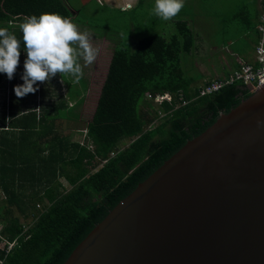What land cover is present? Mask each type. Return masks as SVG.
<instances>
[{"label": "trees", "instance_id": "1", "mask_svg": "<svg viewBox=\"0 0 264 264\" xmlns=\"http://www.w3.org/2000/svg\"><path fill=\"white\" fill-rule=\"evenodd\" d=\"M41 13L71 17L63 0H0V28L14 34L23 49L19 25L25 16ZM149 15L153 22L160 20L153 9ZM253 17L245 14L243 25L256 33ZM138 25L142 30L145 22ZM174 29L165 36L155 28L134 39L132 47L115 45L82 143L69 142L54 129L56 120L73 112L66 98L49 105L45 117L28 110L8 122L0 135V189L4 193L0 221L4 237H16V242L8 253L0 250L1 264H62L138 182L220 112H227L251 93L232 84L199 95L200 86L193 84L198 77H187L181 61L194 46V32L180 15L174 19ZM3 78L0 73V85ZM163 92L172 95L171 101L164 100L152 109L145 94ZM73 96L70 91L69 99L80 104L82 98ZM141 105L148 109L141 110ZM158 109L163 116H158ZM154 118L159 120L150 128ZM122 139L130 141L120 148ZM60 177L70 188H63ZM26 187L31 190L27 195ZM19 217L29 219L26 238Z\"/></svg>", "mask_w": 264, "mask_h": 264}, {"label": "water", "instance_id": "2", "mask_svg": "<svg viewBox=\"0 0 264 264\" xmlns=\"http://www.w3.org/2000/svg\"><path fill=\"white\" fill-rule=\"evenodd\" d=\"M62 264H264V83L138 182Z\"/></svg>", "mask_w": 264, "mask_h": 264}, {"label": "rangeland", "instance_id": "3", "mask_svg": "<svg viewBox=\"0 0 264 264\" xmlns=\"http://www.w3.org/2000/svg\"><path fill=\"white\" fill-rule=\"evenodd\" d=\"M69 8L71 13V20L81 33H87L89 42L93 48L97 49L98 59L95 66L85 65L82 58L78 57V63L81 64L83 70V77L77 82L75 77L68 73L57 74L49 82L38 83V91L34 94H28L22 99L17 100L14 93V86L22 84L21 75L23 72V62L26 53L21 49L20 62L13 79L9 80L7 75L3 73L4 78L0 85V124L11 120L15 114L21 111H28L35 108L37 115L48 114L49 105L56 104L60 98L65 97L67 90L75 96L82 97L80 104L74 103L71 99H65L67 106L74 108L76 118L70 120H56L54 122V129L57 128L58 134H61L63 128H73L74 130H67L69 137L73 140L83 141V131L87 121L91 118L92 112L96 105V100L103 82L107 64L112 54V44L123 45L125 47H132V42L137 37L146 35L149 31L154 30L169 36L175 32L173 20H151L150 10L155 6V0H144L141 7H137L131 12L123 13L118 6L107 2L106 0H63ZM193 2V7L184 3V7L190 12V21L192 30L194 32V39L197 40L193 48L182 55L181 61L184 68V73L187 77L197 78L199 73L206 74L209 70L215 69L216 61L220 53H214L205 50L208 43H216L221 45L223 35L222 24L225 19L235 23L232 35L231 44L227 47L232 51H238L243 47H250L253 40V32L242 28L245 14L243 7V0H227L216 5L210 0H189ZM124 6H126L124 4ZM247 10V9H246ZM248 11V10H247ZM249 12V11H248ZM233 15V17H231ZM234 15L236 17H234ZM144 20V21H143ZM134 21V22H133ZM145 22V25H144ZM139 23L145 27L139 30ZM244 26V25H243ZM134 29V32L131 31ZM245 31V32H244ZM229 36L227 35L226 38ZM106 38L110 43H106L103 39ZM108 45V46H107ZM73 47H76L73 45ZM214 55V56H213ZM93 71V72H92ZM199 72V73H198ZM88 76L91 81L87 82ZM197 86L200 81H197ZM73 90L75 92H73ZM79 99V98H76ZM145 101L149 102L152 109L155 110L159 105L151 100H148L145 94ZM141 110L148 109L141 105ZM158 118H154L149 124L152 128L158 122ZM47 125L49 123L47 122ZM129 139H122L119 147H125L129 143ZM4 198V196H2ZM20 220L28 225L29 219L21 217Z\"/></svg>", "mask_w": 264, "mask_h": 264}, {"label": "clouds", "instance_id": "4", "mask_svg": "<svg viewBox=\"0 0 264 264\" xmlns=\"http://www.w3.org/2000/svg\"><path fill=\"white\" fill-rule=\"evenodd\" d=\"M184 7V0H155L153 13L167 21ZM19 28L22 32L23 62L22 84L14 86L17 100L38 91V83L49 82L57 74L68 73L78 82L83 70L78 57L91 65L98 50L89 42L87 33H81L69 19L59 14L41 13L25 16ZM75 45L76 47H73ZM21 43L6 28H0V73L11 80L20 62Z\"/></svg>", "mask_w": 264, "mask_h": 264}, {"label": "crops", "instance_id": "5", "mask_svg": "<svg viewBox=\"0 0 264 264\" xmlns=\"http://www.w3.org/2000/svg\"><path fill=\"white\" fill-rule=\"evenodd\" d=\"M106 1L110 2L112 4H115L116 8L118 6H120L119 8L121 9V11L123 13H126V12L128 13V12H131L132 9L134 10V8L137 6L139 0H106ZM210 1L211 2H215L213 5H216V6L218 4H220V3H222V2H224L225 4L227 3V0H210ZM243 2H244L243 7L246 8L249 11L248 12L245 9V11L247 12L246 14L250 13V14H252L254 16L253 17V25L255 26L257 18L259 16V13L261 11V2H260V0H243ZM184 3L189 5L190 7H193V2L192 1L184 0ZM124 4H126V6H124ZM178 15H180L181 19H185L188 22L189 25L192 24V23L190 24V21H192V19L190 17V12L186 9V7L182 8L180 10V12L175 17L178 18ZM175 17H173L171 19V20H173V22H174ZM231 17H233V15ZM234 17H236V16L234 15ZM234 26H235V23L232 25V22H229V20L225 19V21H224V23L222 24V27H221V29H223V32L225 33L223 35L221 45L219 46L216 43H212V44L208 43V45L205 48V50L209 51V53L210 52L214 53V55L216 53H220V55H219V57L217 59H215V61H216L215 69L209 70L206 74H202V73L198 72L199 74H198V79L196 80V82L200 81V83H201L198 86L203 85L204 83H206L209 80L215 79L217 77H222V76L228 74L229 72H231L237 66V63H236V59L237 58H239L241 60H244V61H252L254 59L255 33H253V40L250 43V47H243V48L238 49V51H232V50L228 49L227 46L229 44H231V39H232V35H233V34H230V33L232 31H234ZM243 27L246 28V25L245 26L242 25V28ZM227 35L229 36L228 38H226ZM102 39L104 41H106V43H110V41L108 39L101 38V40ZM196 43H197V40L195 39V44ZM113 46L114 45L112 44V51L114 49ZM97 59H98V54L96 56L95 61L90 65L91 67L95 66V64L97 63ZM86 78H87V82L91 81V79L88 76H86ZM73 92H75V91L73 90ZM69 93H70V91L67 90L65 92V94H64L65 97H61L59 95L57 97L60 98V99L61 98L69 99ZM72 98L73 99H76V98H80L81 99L82 97L74 95ZM30 110L35 111V112L37 111V110H35V108H31ZM21 112H25V111H21ZM75 116H76V112L73 111L71 116L63 117V118L58 119V120L66 121V120H70V119H75L76 118ZM64 125L65 124H63V128L61 130V134H58L57 128H56L57 134L59 136L65 137L69 142H79L78 140L71 139L69 137L70 135L68 134V132L65 133L67 130L73 131L74 129L73 128H64ZM6 130H7L6 123H5V125L4 124H0V135H3V132H5ZM83 131H81V132H83ZM59 180L62 183L63 188H65V189L70 188V185L67 183V181L63 177H60ZM25 185L27 186V183H25ZM30 192H31V190L29 189V187H26V189L24 191L25 195H27ZM2 196H4V193L0 189V200L3 198ZM12 209L15 210L16 207L13 205ZM19 218H21V217H19Z\"/></svg>", "mask_w": 264, "mask_h": 264}, {"label": "built area", "instance_id": "6", "mask_svg": "<svg viewBox=\"0 0 264 264\" xmlns=\"http://www.w3.org/2000/svg\"><path fill=\"white\" fill-rule=\"evenodd\" d=\"M261 2V11L257 18L255 24V43H254V59L252 61H244L239 58L236 59L237 66L229 72L226 76L215 78L208 83H205L199 88V95L211 94L214 91H217L221 87L240 84L242 87H246L250 92H252L256 87L264 83V0ZM126 5V4H125ZM148 100L160 104L162 101L170 102L172 95L169 92L156 93L150 95L146 93ZM180 97V94H179ZM185 100H182L181 104H184ZM158 116H163L164 112L160 109L157 110ZM85 131H83L84 133ZM82 143V141H80ZM92 148L91 145L88 146ZM37 206H39L37 204ZM22 230L21 234H26V230L29 227L25 225L21 220ZM3 222L0 221V250L3 254L9 252L16 242V237L12 240H7L2 234ZM28 235L26 234L24 238ZM3 258L0 257V264L2 263Z\"/></svg>", "mask_w": 264, "mask_h": 264}]
</instances>
